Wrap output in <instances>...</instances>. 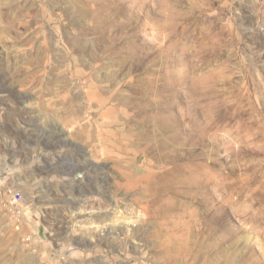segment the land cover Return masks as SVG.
I'll use <instances>...</instances> for the list:
<instances>
[{
  "label": "rangeland",
  "instance_id": "374dc122",
  "mask_svg": "<svg viewBox=\"0 0 264 264\" xmlns=\"http://www.w3.org/2000/svg\"><path fill=\"white\" fill-rule=\"evenodd\" d=\"M0 264H264V0H0Z\"/></svg>",
  "mask_w": 264,
  "mask_h": 264
},
{
  "label": "built area",
  "instance_id": "2783aa9c",
  "mask_svg": "<svg viewBox=\"0 0 264 264\" xmlns=\"http://www.w3.org/2000/svg\"><path fill=\"white\" fill-rule=\"evenodd\" d=\"M13 200L14 201H20L22 199V193L20 191H15L12 194ZM18 212V211H17Z\"/></svg>",
  "mask_w": 264,
  "mask_h": 264
},
{
  "label": "water",
  "instance_id": "95a60500",
  "mask_svg": "<svg viewBox=\"0 0 264 264\" xmlns=\"http://www.w3.org/2000/svg\"><path fill=\"white\" fill-rule=\"evenodd\" d=\"M76 175H81L82 174V172L81 171H76V173H75Z\"/></svg>",
  "mask_w": 264,
  "mask_h": 264
},
{
  "label": "bare ground",
  "instance_id": "6f19581e",
  "mask_svg": "<svg viewBox=\"0 0 264 264\" xmlns=\"http://www.w3.org/2000/svg\"><path fill=\"white\" fill-rule=\"evenodd\" d=\"M79 176V175H78ZM139 180V179H138Z\"/></svg>",
  "mask_w": 264,
  "mask_h": 264
}]
</instances>
